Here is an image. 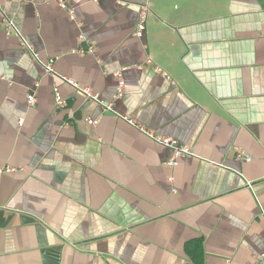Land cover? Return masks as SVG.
<instances>
[{"label":"crops","instance_id":"crops-1","mask_svg":"<svg viewBox=\"0 0 264 264\" xmlns=\"http://www.w3.org/2000/svg\"><path fill=\"white\" fill-rule=\"evenodd\" d=\"M67 2L82 26L55 1L0 0V168H16L0 264H264V0H151L142 39L141 0ZM3 12L57 72L195 155L164 165L169 147L45 73ZM82 33L96 54L71 53Z\"/></svg>","mask_w":264,"mask_h":264},{"label":"built area","instance_id":"built-area-1","mask_svg":"<svg viewBox=\"0 0 264 264\" xmlns=\"http://www.w3.org/2000/svg\"><path fill=\"white\" fill-rule=\"evenodd\" d=\"M44 2H52L55 1L61 8L65 9L68 14L70 15L72 20H77L76 19V14L75 10L71 8L68 5L67 0H43ZM99 1V0H95ZM139 17L138 21L135 25V30H134V35L142 39L146 36L147 32V22L148 18L151 15V0H141L139 3ZM3 19L1 21V24L5 26V30L7 31V34L13 35L15 37H18L20 39L21 45L33 56L34 59H36L43 67L45 73H48L50 75H53L55 77L60 78L61 80L65 81L68 83L70 86L73 88L79 90L80 92L83 93V95L89 99V100H95L98 102L102 110L104 112L110 111L119 117H122L124 120H126L130 125H132L134 128H138L142 133H144L147 137L151 138L152 140L158 142L159 144L165 145L169 147L172 150V156L165 160L164 165L174 167L178 164V160L180 157L183 156H193L195 153L192 151V148L190 147L189 144L183 143L181 141H178L177 139L168 136V135H161L158 134L156 131H154L151 128H148L140 123H138L136 120L133 118H130L124 114L118 113L114 107V102L113 101H107L103 100L101 98V95L98 91H96L94 88L89 87V86H83L81 85L77 80L70 78L66 75L60 74L59 72L56 71L55 69V62L59 59V56H53L49 57L47 60H43L40 58L39 53L37 52L36 48L31 45L28 40L26 39L25 35L20 31L19 27L16 25L15 18L14 16L9 15L6 12H3ZM77 24L79 26H82L81 22L77 20ZM79 38L81 42L83 43V46L79 48H75L71 50V53H81V54H96V46L90 39H88L83 33L79 35ZM144 64H151L153 68L155 69L156 72L158 73H163L168 79H172L171 76L163 69L158 67L156 64H154L152 58L148 57L146 62L143 64H140L139 67L143 66ZM126 69V67H123L119 69V71L115 72V75L118 78V87L117 91L114 95V99H119L124 92V87H125V81H124V76L123 72ZM8 80L9 83H11V80L4 74L0 75V81ZM172 83L176 84L174 80H172ZM54 99L56 101V105L58 108L65 107L68 103L66 99L63 97L61 94L60 88L57 87L56 85L54 86ZM27 102L29 107H34V105L37 103L36 102V93L35 91H31L27 95ZM87 121L90 124H97L98 120L97 119H91L88 118ZM234 153H236V156L241 158L242 160H245L246 162H250L252 159V155L248 153L246 150H244L242 147L236 145L234 147ZM16 168L13 166H8L7 167H1L0 168V173L4 172H10L14 171ZM171 181L173 180V177L169 178ZM253 183L248 182L249 188H252ZM264 213V212H263Z\"/></svg>","mask_w":264,"mask_h":264}]
</instances>
